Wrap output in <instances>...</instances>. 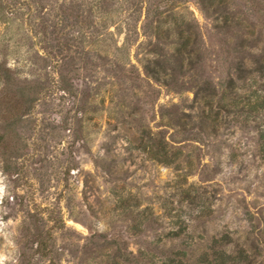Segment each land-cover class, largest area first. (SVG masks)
I'll use <instances>...</instances> for the list:
<instances>
[{
	"label": "rangeland",
	"instance_id": "1",
	"mask_svg": "<svg viewBox=\"0 0 264 264\" xmlns=\"http://www.w3.org/2000/svg\"><path fill=\"white\" fill-rule=\"evenodd\" d=\"M262 57L264 0H0V264L264 255Z\"/></svg>",
	"mask_w": 264,
	"mask_h": 264
},
{
	"label": "trees",
	"instance_id": "2",
	"mask_svg": "<svg viewBox=\"0 0 264 264\" xmlns=\"http://www.w3.org/2000/svg\"><path fill=\"white\" fill-rule=\"evenodd\" d=\"M256 61L261 63L257 71L259 70L261 73H264V58H257ZM255 71L256 69L251 67L247 72L253 75ZM215 94H217V90L214 88L211 92H206L203 98L209 100ZM0 139H2V136H0ZM260 146L261 153L264 156V128L261 130ZM167 151L168 149H165V153ZM165 163L169 162L167 161ZM179 227V230H171L170 234H175L176 237L181 238L185 230L183 229L184 227ZM160 240H163V237ZM251 248L254 250H251L246 244L235 242L233 236L230 233H226L221 237H213L202 249L194 248L191 254H188L187 248L181 243V248L173 249L172 247L166 249L164 252H161L162 256L159 258L153 254L149 261L150 264H156L155 258H157V264H264V261L260 260L264 256L263 252L254 244H251Z\"/></svg>",
	"mask_w": 264,
	"mask_h": 264
}]
</instances>
